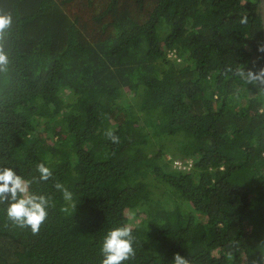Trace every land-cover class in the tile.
Masks as SVG:
<instances>
[{"label": "trees", "instance_id": "obj_1", "mask_svg": "<svg viewBox=\"0 0 264 264\" xmlns=\"http://www.w3.org/2000/svg\"><path fill=\"white\" fill-rule=\"evenodd\" d=\"M258 4L0 0V166L50 197L38 234L0 203V264H101L125 225L121 264H260L264 85L237 75L264 68Z\"/></svg>", "mask_w": 264, "mask_h": 264}, {"label": "clouds", "instance_id": "obj_2", "mask_svg": "<svg viewBox=\"0 0 264 264\" xmlns=\"http://www.w3.org/2000/svg\"><path fill=\"white\" fill-rule=\"evenodd\" d=\"M258 10L264 14V0H259ZM247 22V15L240 17L241 24ZM11 24L12 17L10 15H0V37L10 28ZM260 50L264 51V47ZM169 56L173 58L175 54L170 55L169 53ZM8 64V54L0 46V72L7 71ZM237 75L244 77L250 84L264 85V68L255 71L249 69L246 73L239 69ZM106 136L113 143H119V137L112 130L107 131ZM187 164H191L192 168L194 166L193 160H189ZM36 171L39 176L38 178L34 177V179L39 181H48L52 176L50 168L44 162L36 165ZM32 182L25 180L12 167L0 166V203L7 202L8 219L17 227H30L33 234H38L41 225L48 216L47 208L50 204V197L44 194L30 193ZM54 187L62 193L65 201H72V193L63 184L56 182ZM133 240L132 229L127 225L109 230L102 243L101 254L103 259L101 264H121L122 261L134 257ZM174 264H189V260L177 253L174 256ZM260 264H264V258H261Z\"/></svg>", "mask_w": 264, "mask_h": 264}, {"label": "water", "instance_id": "obj_3", "mask_svg": "<svg viewBox=\"0 0 264 264\" xmlns=\"http://www.w3.org/2000/svg\"><path fill=\"white\" fill-rule=\"evenodd\" d=\"M259 13H260L261 21H262V36H263L262 44L264 47V14H262L260 11H259Z\"/></svg>", "mask_w": 264, "mask_h": 264}, {"label": "built area", "instance_id": "obj_4", "mask_svg": "<svg viewBox=\"0 0 264 264\" xmlns=\"http://www.w3.org/2000/svg\"><path fill=\"white\" fill-rule=\"evenodd\" d=\"M174 165L179 167V168H182L183 167V161L175 160ZM188 165L191 166V164H188Z\"/></svg>", "mask_w": 264, "mask_h": 264}]
</instances>
